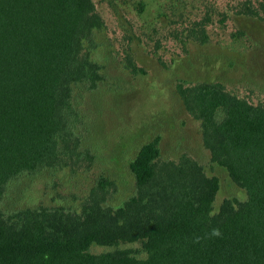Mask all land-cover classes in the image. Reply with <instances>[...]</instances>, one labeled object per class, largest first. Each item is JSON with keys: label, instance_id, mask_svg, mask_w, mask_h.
Returning a JSON list of instances; mask_svg holds the SVG:
<instances>
[{"label": "trees", "instance_id": "trees-1", "mask_svg": "<svg viewBox=\"0 0 264 264\" xmlns=\"http://www.w3.org/2000/svg\"><path fill=\"white\" fill-rule=\"evenodd\" d=\"M196 25L191 37L206 43ZM106 28L95 0H0V264H264V101L220 81L177 90L246 200L215 212L220 178L188 152L163 157L157 135L131 159L135 189L118 202L102 178L78 205L4 207L14 181L59 169L82 141L78 91L106 80Z\"/></svg>", "mask_w": 264, "mask_h": 264}, {"label": "rangeland", "instance_id": "rangeland-1", "mask_svg": "<svg viewBox=\"0 0 264 264\" xmlns=\"http://www.w3.org/2000/svg\"><path fill=\"white\" fill-rule=\"evenodd\" d=\"M95 1L107 22L106 80L94 91H78L85 114L82 141L59 169L14 181L4 207L78 205L102 178L115 183L112 201L118 202L135 189L131 159L157 135L163 157L188 152L220 178L215 212L228 197L246 200L247 191L213 162L201 122L186 109L177 84L220 81L254 102L264 101V0ZM247 4L260 15L246 13ZM197 22L206 23V43L190 35ZM128 59L145 72L133 71Z\"/></svg>", "mask_w": 264, "mask_h": 264}, {"label": "clouds", "instance_id": "clouds-1", "mask_svg": "<svg viewBox=\"0 0 264 264\" xmlns=\"http://www.w3.org/2000/svg\"><path fill=\"white\" fill-rule=\"evenodd\" d=\"M218 235V233H216Z\"/></svg>", "mask_w": 264, "mask_h": 264}]
</instances>
